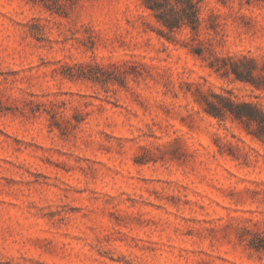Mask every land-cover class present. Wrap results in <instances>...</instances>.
<instances>
[{
	"label": "rangeland",
	"instance_id": "1",
	"mask_svg": "<svg viewBox=\"0 0 264 264\" xmlns=\"http://www.w3.org/2000/svg\"><path fill=\"white\" fill-rule=\"evenodd\" d=\"M191 2L0 0V264H264V2Z\"/></svg>",
	"mask_w": 264,
	"mask_h": 264
},
{
	"label": "trees",
	"instance_id": "2",
	"mask_svg": "<svg viewBox=\"0 0 264 264\" xmlns=\"http://www.w3.org/2000/svg\"><path fill=\"white\" fill-rule=\"evenodd\" d=\"M169 0H143L144 4L154 12L156 19L169 30L180 27L182 24H192L197 21L196 10L191 0H173L175 6L166 9ZM264 2V0H262ZM176 6H181L176 9ZM185 6V7H184ZM186 7L190 12H187ZM185 17L188 22H185ZM193 19V21H192ZM253 64V61L244 58L239 63H234L231 71L235 79L240 82L250 83L257 89L264 90V74L258 78H254L252 69L247 64ZM209 105L208 113L215 117L230 114L234 119L245 124L246 126H254L252 133L259 139H264V115L261 110L254 104L248 102L235 103L234 101L223 98L221 107L214 104Z\"/></svg>",
	"mask_w": 264,
	"mask_h": 264
}]
</instances>
